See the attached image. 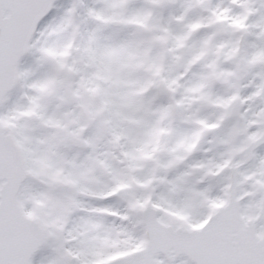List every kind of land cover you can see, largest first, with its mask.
Instances as JSON below:
<instances>
[{
	"label": "clouds",
	"instance_id": "obj_1",
	"mask_svg": "<svg viewBox=\"0 0 264 264\" xmlns=\"http://www.w3.org/2000/svg\"><path fill=\"white\" fill-rule=\"evenodd\" d=\"M92 7L102 18L53 22L49 36L71 39L52 56L39 51L41 41L33 52L40 75L17 77L12 103H0L5 115L13 105L31 107L20 120L42 134V178L54 183L66 170L94 190L129 195L177 176L184 184L216 181L225 199L264 189V0Z\"/></svg>",
	"mask_w": 264,
	"mask_h": 264
},
{
	"label": "snow or ice",
	"instance_id": "obj_2",
	"mask_svg": "<svg viewBox=\"0 0 264 264\" xmlns=\"http://www.w3.org/2000/svg\"><path fill=\"white\" fill-rule=\"evenodd\" d=\"M65 10L59 0H0V103L11 104L16 78L28 75L21 60L35 48L34 37ZM256 17H261L259 8ZM52 49L39 51L52 56ZM27 87L43 89L45 84L30 82ZM26 98L30 104L38 100L35 95ZM31 111L13 105L7 115L0 112V264H106V257L118 253L107 245L121 233L143 250L117 255L111 264H264V189L245 188L210 218L202 207L183 224L167 213L189 207L194 199L211 203L223 198L220 189L206 187L210 180L196 185L182 183L179 176L162 177V186L147 193L143 203L116 188L106 197L87 198L78 188L58 191L36 172V146L43 138L20 120ZM49 198L59 200V215L32 220L35 205ZM78 213L84 215L76 224ZM129 224L139 227L129 231Z\"/></svg>",
	"mask_w": 264,
	"mask_h": 264
},
{
	"label": "flooded vegetation",
	"instance_id": "obj_3",
	"mask_svg": "<svg viewBox=\"0 0 264 264\" xmlns=\"http://www.w3.org/2000/svg\"><path fill=\"white\" fill-rule=\"evenodd\" d=\"M102 18L100 15L98 16L97 19ZM39 176L42 178V175H40L41 173L38 172ZM88 181H90L93 184H96L98 186H100V180L99 178L96 177H88L86 178ZM58 180V179H57ZM64 183L63 189L62 190H68V189H73V188H78L80 189V195L84 196V197H88L89 194H96L98 196H107L112 194V191H108V190H104V191H98V190H94L91 187L86 186L81 179L75 177V176H69L66 172V176L64 179L61 180ZM39 186L44 187L45 185L40 184ZM206 186H209V190L211 191L213 188H217L216 187V181L210 180V182L208 184H206ZM120 187H124V186H120ZM141 187H146V185H144L143 182H141ZM159 188H153L151 191H157ZM118 191V189H116ZM149 192H145L144 194H136V197L138 199L141 200V203H143V199L144 196L149 193ZM119 206V205H116ZM223 206H227V202L225 198L222 199H217L214 202H207L204 201L203 203H201V201L199 199H194L191 201L190 206L187 208H183V209H173L171 211H169L167 213V215L169 216L170 220L175 222V223H179V224H183L185 222V218L187 216L193 215L195 214L197 211L200 210V208L202 207H206L207 209V213L208 216H210L211 214H213L218 208L223 207ZM145 207H147V205H145ZM81 215L75 216L73 218V222L76 224H79L81 222V216L84 215V213H80ZM32 217H37L40 220H50L52 218H46L45 214L42 215H38V214H33ZM208 218V217H207ZM128 230L129 231H134L137 226H133L131 224H129L128 226ZM138 241L131 239L128 236H125L123 233L118 234L115 236L114 238V242L110 241L107 245V247L109 248H114L118 250V253H114L113 256L111 257H106V264H110L111 260L114 258H117V255L119 257H123V256H131L134 255L138 252H141L143 250V245L141 246H137Z\"/></svg>",
	"mask_w": 264,
	"mask_h": 264
},
{
	"label": "rangeland",
	"instance_id": "obj_4",
	"mask_svg": "<svg viewBox=\"0 0 264 264\" xmlns=\"http://www.w3.org/2000/svg\"><path fill=\"white\" fill-rule=\"evenodd\" d=\"M77 0H63L60 3L66 6V10L56 19L50 21L48 27L43 31L42 35H39L38 37L40 38L39 41L36 40L37 37H35L34 40L35 42V48L39 46L41 41H44V46H52L53 49H58L63 47L65 43L69 39H71V34L63 35L59 31L56 33H53V36H49V33L52 31V24L53 22L57 21H64L66 23H69L70 25L76 26V20L75 18L77 16L83 17V16H93L95 18H98L99 14L97 13V10L92 7V0H80L77 5H76ZM75 3V4H74ZM74 5H76V9H74ZM79 7V9H78ZM253 9H257V5L253 3L251 5ZM77 9L82 12L78 13ZM74 12L76 16L74 15ZM257 17L253 16L252 20L253 22H256ZM63 27V25H61ZM45 37H49L47 40H45ZM55 37V38H53ZM34 48V49H35ZM33 49V50H34ZM33 52L30 55V57L24 61L21 62V67L26 68L29 70V72H33L36 75H40L41 73V61L40 60H35L34 62V57H33ZM29 65L32 67L29 68ZM28 127V126H27ZM39 138H43L42 134L37 132ZM37 174H39V169H36ZM41 175V174H40ZM66 176V170L65 172L60 174V178L58 180L64 179ZM43 179V178H42ZM39 188H43L38 185ZM207 187V186H206ZM209 188V186H208ZM60 202L59 200L55 198H49L45 200H41L40 203L35 205V208L33 209V214H38L42 215L45 214L46 218H53L60 213ZM47 255V254H46Z\"/></svg>",
	"mask_w": 264,
	"mask_h": 264
},
{
	"label": "water",
	"instance_id": "obj_5",
	"mask_svg": "<svg viewBox=\"0 0 264 264\" xmlns=\"http://www.w3.org/2000/svg\"><path fill=\"white\" fill-rule=\"evenodd\" d=\"M59 1H61V0H59ZM29 55V54H28ZM28 55L26 56V57H28ZM26 57H24V58H26ZM24 58H22V60L24 59ZM21 60V61H22ZM51 187H53L54 189H56V190H61V188L63 187V184L61 183V182H54V183H52V185H51ZM224 208V207H223ZM220 209H222V208H220ZM219 209V210H220ZM218 210V211H219ZM32 220H34V221H36V220H38V219H36V218H31ZM194 230H196V229H194Z\"/></svg>",
	"mask_w": 264,
	"mask_h": 264
}]
</instances>
